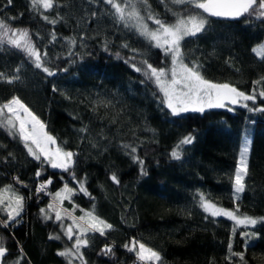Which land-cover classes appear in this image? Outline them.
<instances>
[{
  "label": "trees",
  "instance_id": "obj_1",
  "mask_svg": "<svg viewBox=\"0 0 264 264\" xmlns=\"http://www.w3.org/2000/svg\"><path fill=\"white\" fill-rule=\"evenodd\" d=\"M148 3L168 23L175 22L173 13L183 16L200 11L171 0ZM57 4L55 10L43 13L55 17L59 12L64 18L52 26L40 18V11L31 9L30 0H12L11 5L0 0V19L11 27L27 28L41 53L48 52L44 66L56 72L48 76L22 53L3 46L0 71L8 78L18 75L20 79L11 84L0 81V102L18 96L46 123V130L59 145L78 154L76 178H86L85 187L94 200L79 193L72 202L65 200L62 208L71 212L74 202L79 208L72 214L80 217V209L89 211L94 204L95 214L113 225L106 237L96 233L92 246L84 250L88 264H136L135 254L123 247L133 238L159 251L164 264H227L224 257L233 222L223 217L206 219L199 207V193L218 207L235 208L231 178L247 134L252 141L248 175L245 192L237 203L241 214L258 220L264 217V113L229 106L234 110L170 115L160 103L162 94L156 85L142 84L143 75L132 68V64L142 66L144 59L164 67L166 58L159 49L151 47L135 28L116 23L110 5L103 0H57ZM138 7L146 17L143 6ZM92 12L97 16L92 17ZM204 15L205 31L182 42L185 63L191 66L198 62L204 77L213 82L230 83L246 93L253 87L264 90V81L253 84L264 77V60L251 51L264 42V22L255 14L240 20ZM145 21L152 26V21ZM53 30L57 40L50 43ZM65 37L77 41L71 56ZM125 43L130 47H123ZM248 104L264 107V100L258 98L255 105ZM84 127L86 132L78 131ZM190 133L194 143L182 146V159L174 160L172 150ZM124 144L137 148L135 155L144 161L147 175H141L140 166L125 154L130 149H123ZM40 167L18 140L0 130V189L12 185L27 198L19 223L0 226L1 243L9 251L5 264H67L56 253L72 242L63 236L54 213H50L53 219L46 221L39 211L52 196L37 194L13 179L19 177L34 186ZM112 173L119 184L110 179ZM49 177L53 180L50 193L64 183L78 188L69 173L44 165L40 180ZM5 219L0 213V221ZM65 221L68 225L72 220ZM241 231L249 232L253 245L245 254L247 264H264V223L237 229L232 238L236 252L244 250ZM50 234H60L62 239L49 240ZM106 243L115 245L113 256L98 254Z\"/></svg>",
  "mask_w": 264,
  "mask_h": 264
},
{
  "label": "snow or ice",
  "instance_id": "obj_2",
  "mask_svg": "<svg viewBox=\"0 0 264 264\" xmlns=\"http://www.w3.org/2000/svg\"><path fill=\"white\" fill-rule=\"evenodd\" d=\"M103 2L110 5L111 15L116 23L123 24L126 28H135L136 32L151 47L159 49L165 58L170 59V66L165 67H156L149 63L147 59L141 61L142 66L132 64V68L143 75L142 84L152 82L156 85L158 92L162 94L160 103L169 111L170 115L179 117L189 112L204 113L207 109L221 108L233 111L234 109L229 105H239L249 111L264 113V107H249L248 104V102H252L255 105L258 98L264 100V90L257 91L253 87L251 92L246 93L233 84L217 83L206 79L201 72L202 65L196 61H193L191 66L185 63L184 53L182 52V42L185 41V38L195 37L205 31L207 19L204 14L209 17L232 20H240L255 14L257 18L264 22V0H259V2L258 0H171L173 4L188 5L193 9L200 10L183 16L173 13L177 17L174 23H168L161 19L152 10L148 0H103ZM7 4L11 5L12 0H7ZM30 5L33 11H40V18L47 24L55 26L64 19L59 15V12L56 13L55 17L43 14L55 10L58 7L57 0H30ZM138 5L143 6L144 11L147 13L146 17L141 15V9ZM91 16L96 17L97 13L92 12ZM146 19L152 21L156 27L149 28L145 22ZM50 37V43L57 40L55 30L50 33ZM64 39L69 46L68 55L71 56L73 55L71 48L76 46L77 41L74 37H65ZM5 45L22 53L36 69L41 70L48 76L56 75V72L44 66L48 52L41 53L29 30L27 28L11 27L5 20L0 19V48ZM122 46L125 48L130 47L126 43ZM105 50H107V43L105 44ZM251 51L261 60H264V43H259ZM119 55V53H116L117 57ZM19 71L20 68L17 67L16 72ZM19 79L18 75L8 78L4 72L0 71V81L11 84ZM262 81H264V77L254 81L253 84L259 85ZM52 90L56 91L55 86ZM46 129V123L18 96H12L6 101L0 102V130H4L7 135L18 140L27 155L39 162L41 167L37 169L35 176L39 178L42 175L43 166L48 165L52 169L69 173L72 180L76 181L78 188L70 187L68 183H64L61 189L55 193H50L49 186L52 185L53 180L49 177L39 183L35 191L37 194L43 193L52 196V201L46 208H40V214L47 221L53 219L50 213H54V220L59 222L63 236L67 237L68 241H72L70 247L65 246L62 250H58L56 254L64 258L67 264H73L77 260L79 264H88L84 250L92 246L96 233L101 237H106L113 229V225L95 214L94 204L89 211L80 209L83 213L80 217H75L72 214L79 208V205L74 202L71 212L62 208L65 200L72 202L73 197L79 193H83L90 200H94V197L85 187L86 178L79 180L76 178L74 168L77 164L76 156L78 154L59 145L57 138ZM78 131L84 133L87 128H80ZM194 141L195 137L191 133L184 136L172 150L171 157L174 160H181L182 146L191 145ZM251 143V139L245 134L239 148V159L235 172L231 178L234 209L218 207L206 198L204 193H199V207L206 213V219L209 216L212 218L223 217L233 222L231 236L227 243V254L224 257L227 264H247L245 254L247 249L253 246L249 232L241 231L239 235L243 240L244 250L241 252L233 250L232 238L236 236L237 229L255 228L258 222L264 223V217L258 220L247 214H241L237 203L246 188L245 178L248 175V156ZM92 146L97 147L96 144ZM122 148L125 150L130 149V152L126 151L125 154L129 155L133 162L140 166L141 175H147L144 161L135 155L137 148L127 144L122 145ZM8 156L12 157L13 154L9 152ZM13 179L23 187H28L19 177ZM61 179L63 180V176H61ZM110 179L115 184L120 183L115 173H112ZM5 193H10V195L5 196ZM26 200L25 196L13 190L12 185L0 189V212L6 213V219L0 221V226L8 228L13 222L19 223V218L25 211ZM66 217L72 220V223L67 226L63 223ZM255 235L258 236V234ZM48 239L60 241L62 237L60 234H50ZM123 247L128 252L135 254L139 264H164V259L159 251L146 246L145 243L135 238L132 239L130 244L125 243ZM20 251L22 253L23 249L21 248ZM7 253L8 249L0 243V264H5ZM98 254L113 256L115 245L104 244ZM16 264H20V262L16 261Z\"/></svg>",
  "mask_w": 264,
  "mask_h": 264
},
{
  "label": "rangeland",
  "instance_id": "obj_3",
  "mask_svg": "<svg viewBox=\"0 0 264 264\" xmlns=\"http://www.w3.org/2000/svg\"><path fill=\"white\" fill-rule=\"evenodd\" d=\"M146 22V21H145ZM149 26V28H155L156 26L152 23V26H150V25H148ZM264 43V42H263ZM259 58V57H258ZM165 66H170V59H168V58H166V63H165ZM164 66V67H165ZM229 106H232V105H229ZM236 106H239V105H236ZM249 154H250V151H249ZM249 157V156H248ZM5 188V187H4ZM7 195H10V193H5V196H7ZM62 207H63V205H62ZM64 209V208H63ZM0 213H2L3 215H6V213H3V212H0ZM65 219H67V217L65 218ZM65 219L63 220V223L67 226V224H66V221H65ZM71 223H72V221H70ZM71 223H68V225H70ZM72 242V241H71ZM137 247H138V245H137ZM73 264H79V261L77 260V261H74L73 262Z\"/></svg>",
  "mask_w": 264,
  "mask_h": 264
},
{
  "label": "built area",
  "instance_id": "obj_4",
  "mask_svg": "<svg viewBox=\"0 0 264 264\" xmlns=\"http://www.w3.org/2000/svg\"><path fill=\"white\" fill-rule=\"evenodd\" d=\"M34 180H35V185H34V186H31V185H29V184H27V185H28V187H30V188H32V189L35 190L36 187L38 186V184L41 183V182H43V181L40 180V177H39V178L35 177ZM35 192H36V191H35ZM40 195L47 196V194H43V193H41ZM135 263H136V264H139V262H138L137 260L135 261Z\"/></svg>",
  "mask_w": 264,
  "mask_h": 264
},
{
  "label": "water",
  "instance_id": "obj_5",
  "mask_svg": "<svg viewBox=\"0 0 264 264\" xmlns=\"http://www.w3.org/2000/svg\"><path fill=\"white\" fill-rule=\"evenodd\" d=\"M216 19H227V18H217V17H215ZM1 241H2V239H1V230H0V243H1ZM9 255V251H8V253H7V255H6V257Z\"/></svg>",
  "mask_w": 264,
  "mask_h": 264
}]
</instances>
